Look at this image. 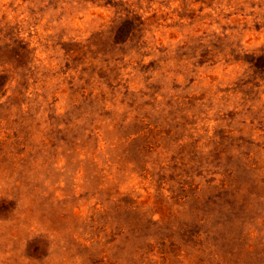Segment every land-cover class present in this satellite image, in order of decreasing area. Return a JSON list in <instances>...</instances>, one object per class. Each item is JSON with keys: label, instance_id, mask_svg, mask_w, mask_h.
Segmentation results:
<instances>
[{"label": "rangeland", "instance_id": "1", "mask_svg": "<svg viewBox=\"0 0 264 264\" xmlns=\"http://www.w3.org/2000/svg\"><path fill=\"white\" fill-rule=\"evenodd\" d=\"M0 264H264V0H0Z\"/></svg>", "mask_w": 264, "mask_h": 264}]
</instances>
